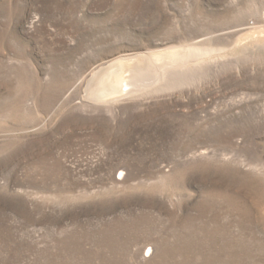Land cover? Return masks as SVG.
<instances>
[{
  "label": "rangeland",
  "instance_id": "obj_1",
  "mask_svg": "<svg viewBox=\"0 0 264 264\" xmlns=\"http://www.w3.org/2000/svg\"><path fill=\"white\" fill-rule=\"evenodd\" d=\"M0 264H264V0H0Z\"/></svg>",
  "mask_w": 264,
  "mask_h": 264
},
{
  "label": "bare ground",
  "instance_id": "obj_2",
  "mask_svg": "<svg viewBox=\"0 0 264 264\" xmlns=\"http://www.w3.org/2000/svg\"><path fill=\"white\" fill-rule=\"evenodd\" d=\"M145 64L144 59H121L116 62H113L109 65L110 69L107 71L109 72L107 75H120L118 77L120 82V90L118 93H125L128 92V87L130 85V79L133 75H136L137 72L142 71V65ZM118 65L117 72L115 71L114 67ZM115 71V72H114ZM116 73V74H114Z\"/></svg>",
  "mask_w": 264,
  "mask_h": 264
}]
</instances>
